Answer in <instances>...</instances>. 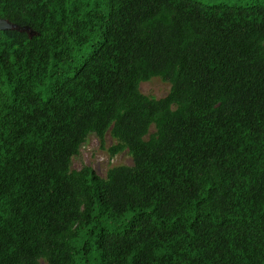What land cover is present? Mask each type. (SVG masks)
I'll list each match as a JSON object with an SVG mask.
<instances>
[{
	"label": "trees",
	"instance_id": "trees-1",
	"mask_svg": "<svg viewBox=\"0 0 264 264\" xmlns=\"http://www.w3.org/2000/svg\"><path fill=\"white\" fill-rule=\"evenodd\" d=\"M0 18L36 32L0 31V264H264V0ZM154 77L166 97L141 91ZM108 135L133 166L73 168Z\"/></svg>",
	"mask_w": 264,
	"mask_h": 264
},
{
	"label": "rangeland",
	"instance_id": "rangeland-1",
	"mask_svg": "<svg viewBox=\"0 0 264 264\" xmlns=\"http://www.w3.org/2000/svg\"><path fill=\"white\" fill-rule=\"evenodd\" d=\"M171 83L163 80L160 77H154L149 81L141 84V91L156 99L166 97L171 91ZM155 126L152 127L151 132H155ZM116 144V141L111 135L107 136L106 143L103 145L99 138L92 136L88 143L82 148L81 155L76 157L73 161V168L76 170L82 169L84 166H90L95 171L106 177L108 171L113 167L120 165H134V160L128 150L112 156L110 148ZM44 264H46L44 262Z\"/></svg>",
	"mask_w": 264,
	"mask_h": 264
},
{
	"label": "water",
	"instance_id": "water-1",
	"mask_svg": "<svg viewBox=\"0 0 264 264\" xmlns=\"http://www.w3.org/2000/svg\"><path fill=\"white\" fill-rule=\"evenodd\" d=\"M4 30H18L21 32H28L29 35L32 37L36 34L30 27L28 26H19L18 24H15L7 19L0 18V31Z\"/></svg>",
	"mask_w": 264,
	"mask_h": 264
}]
</instances>
